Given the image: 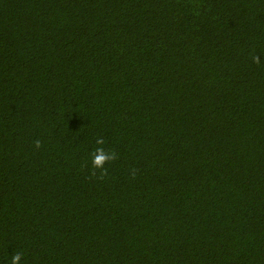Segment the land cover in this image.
Instances as JSON below:
<instances>
[{"label":"trees","instance_id":"obj_1","mask_svg":"<svg viewBox=\"0 0 264 264\" xmlns=\"http://www.w3.org/2000/svg\"><path fill=\"white\" fill-rule=\"evenodd\" d=\"M15 253L264 264V0H0V264Z\"/></svg>","mask_w":264,"mask_h":264},{"label":"clouds","instance_id":"obj_2","mask_svg":"<svg viewBox=\"0 0 264 264\" xmlns=\"http://www.w3.org/2000/svg\"><path fill=\"white\" fill-rule=\"evenodd\" d=\"M253 62L257 64L260 63L258 55L253 56ZM96 144L99 145V147L95 148L94 151L90 153L92 165L90 175L92 177H96L97 171H99V178L103 179L107 175V169L104 167L105 164L115 161L118 157L117 153L114 150H105V148L103 147V145L105 144V140L102 137H98L96 139ZM34 146L39 149L42 146L40 140H36ZM21 258V253H15L12 256L11 264H19Z\"/></svg>","mask_w":264,"mask_h":264}]
</instances>
